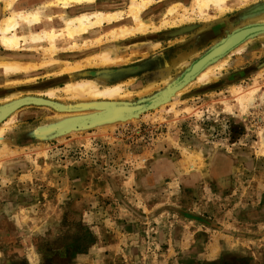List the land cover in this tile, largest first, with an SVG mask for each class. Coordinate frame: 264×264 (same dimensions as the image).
I'll list each match as a JSON object with an SVG mask.
<instances>
[{
	"label": "rangeland",
	"instance_id": "rangeland-1",
	"mask_svg": "<svg viewBox=\"0 0 264 264\" xmlns=\"http://www.w3.org/2000/svg\"><path fill=\"white\" fill-rule=\"evenodd\" d=\"M34 1H28V9L39 4ZM124 1L129 0L97 3ZM178 1L182 5L172 16L165 13L175 1L152 4L142 17L149 24L142 37L112 43L102 30L100 44L94 35H86L76 40L80 50L71 52L70 41L60 40L51 55L41 50L45 42H21L30 49L20 53L26 56L22 60L54 63L18 74L0 73V97L14 94L21 102L12 121L8 117L0 123L5 128L0 134V264L264 261V71H259L264 43H252L250 53H235L243 57L236 69L247 67L239 73L222 67L208 80L192 81L163 108L154 103L150 110H141L133 121L100 119L109 108L106 104L138 103L156 94L164 87L160 70L192 50L203 54L213 44L178 45L185 38L194 40L204 26L192 15L191 0ZM262 2L231 0L228 5L245 14ZM184 9L193 19L185 24L197 29L167 36L177 27L162 22L177 20ZM207 14L215 16L216 11L211 8ZM218 21L212 19L210 25ZM22 32L28 31L18 34ZM101 49L112 50L113 64H90L88 57ZM6 53L0 45V56ZM76 63L77 70L59 75L58 70ZM187 65L170 76L178 78ZM105 69L112 72L105 74ZM103 76L104 81L98 80ZM86 80L98 81L99 88L120 84L121 93L130 95L90 99L63 91L68 83ZM148 85L155 87L141 94ZM252 88V94H245ZM234 89L244 94L243 100L236 99ZM93 102H98L96 110ZM64 111L89 118L77 117L71 133L41 132L48 117ZM79 123L83 128H76Z\"/></svg>",
	"mask_w": 264,
	"mask_h": 264
},
{
	"label": "bare ground",
	"instance_id": "bare-ground-1",
	"mask_svg": "<svg viewBox=\"0 0 264 264\" xmlns=\"http://www.w3.org/2000/svg\"><path fill=\"white\" fill-rule=\"evenodd\" d=\"M170 1L172 0H129L124 1L121 4L114 2L109 5H103L97 3V0H39V4L32 9H20L18 6L12 9L16 0H0V4L3 3L4 6L2 9L0 7V45L3 46V49L7 52L3 57L0 56V73L3 75L18 74L22 71L27 72L54 63L53 59L44 60L37 65L22 60L23 58L26 59V56H23V54L20 53L29 51L30 49L21 45V42H45L47 43L46 47H42L41 50H43L46 55H51L56 52V42L60 40L70 41L67 49L71 52L80 50L81 47L77 44L76 40L86 35H94L93 37L96 39V44H100L103 41L101 34H99L102 30H105V35L110 38L112 43L123 41L127 37H134L137 35L142 36L149 29V24L142 20V17L147 12L148 8L152 4L163 5ZM173 1L175 2L170 4L166 9V16H172L176 12L178 6L182 5L178 0ZM191 1L192 15H197L204 23V26L199 28L198 33L205 32L210 28L212 19L218 21L226 11L230 12L232 8L228 5L231 0ZM241 1L247 2L248 0ZM125 4L127 7L124 9L123 6H125ZM104 8L109 11H105ZM211 8L215 9L216 14L219 16H216V14L215 16L207 14V11ZM3 9H8L9 14L3 15ZM124 14L127 18L122 21L121 18L124 17ZM187 14L188 10L184 9V13L180 14V17H178L177 20H164L162 25L164 27L176 26V29L169 32V34L173 36H181L185 33H189L196 28V25L185 24L186 21L193 20L190 16H187ZM166 19L168 18L166 17ZM130 21L132 22V25L127 24L128 22L130 23ZM104 23L107 24L106 27L104 26ZM60 24L62 27L57 31L56 27ZM37 28H39L40 31H36ZM23 29L28 32L18 34V32ZM225 31L227 32L226 37L212 39L213 44L203 54H198L197 51H192L185 54V57H180L176 62H172L160 70L158 74L161 77V83L164 84V87L156 94L140 98V102L138 103L134 102L127 104L128 102L119 101L120 103L113 102L111 106L106 104V107L109 108L103 109L104 117H100V119L103 120L102 122L110 123L113 121L114 123L133 121L137 119V115L141 110L147 109L154 103H156L157 106L159 105L160 108H163L169 101L180 95L183 92V89H185V87L192 81H204L215 76V72L222 69L225 61L231 54L241 53L249 43L255 41L264 43V2L249 8L243 15V18L237 21L232 20ZM100 47L101 45H99L97 49ZM111 54L112 50L101 49L98 54L88 58H90V64L96 63L99 65H110L115 62V60L112 59ZM73 55L74 53L71 56ZM7 57H10L11 60L5 59ZM189 59L192 60V63L187 65ZM186 65L187 67L178 75V78H172V76H170V72H178L177 70ZM79 66L80 65L76 63L70 67H65L61 72L68 73L77 70ZM105 70V74L112 72ZM177 74L178 73H176L175 76H177ZM106 78V76H103L98 80L104 81ZM154 87L155 86L153 85H148L146 91L144 88L141 91V94L144 92H151ZM120 88V84L116 87L99 88L98 81L86 80L83 83H78L76 81L68 83L63 91L68 94H78L80 96L89 95L90 99H107L130 95V93L122 94ZM51 91H48L47 93L49 95L53 94V91ZM232 92L235 94L238 101L244 99L243 93L238 92L236 89ZM253 92L254 88L247 91L245 94H252ZM13 97L14 94L0 97V123L8 117H10L8 121H12L13 115H15L14 113L16 112L15 107L19 106L17 103H21L16 97ZM95 103H91V107L94 110H96V106H99ZM107 115L112 119L108 120ZM77 117H81L80 119H87L89 118V115L65 111L62 113H56L46 119L40 130L41 132L48 133L51 131L61 132L64 129L68 132L61 135L71 133L73 127L70 126H72L74 121L78 119ZM81 123H79V127L76 128H80L82 125ZM73 125H76V123ZM4 129L5 128L0 129V134H2Z\"/></svg>",
	"mask_w": 264,
	"mask_h": 264
},
{
	"label": "crops",
	"instance_id": "crops-1",
	"mask_svg": "<svg viewBox=\"0 0 264 264\" xmlns=\"http://www.w3.org/2000/svg\"><path fill=\"white\" fill-rule=\"evenodd\" d=\"M29 0H16V2H15V4L12 6V9H14L16 6H18L20 9H28V6H29V3L30 2H28ZM31 1H34V0H31ZM39 1V0H38ZM35 2V1H34ZM170 2H173V0L172 1H170ZM173 4V3H172ZM233 10H231V12L229 13V12H226L220 19L221 20H219L218 22H213L214 24H211L212 26H210V29L209 30H206L205 32H203V33H199L198 35H197V37H195V39L194 40H188L187 38H185V39H183V40H181V43L180 44H178V45H186V46H188V44L191 42V44H196V45H198L199 44V46L200 45H202V44H205V43H207V42H209V41H212V39H214V38H216V37H218V36H220L222 33H223V31H225V29L227 28V26L232 22V20L233 21H237V20H239V19H241V18H243V15L244 14H241V12H239V11H236V12H234ZM241 14V15H240ZM225 20V21H224ZM229 23V24H228ZM218 27V28H217ZM225 27V28H224ZM196 29H197V27H196ZM195 30V29H194ZM167 36H173V35H171V34H169V32L166 34ZM189 35V34H188ZM207 35V36H206ZM205 36H206V38H205ZM142 37V36H141ZM210 37V38H209ZM127 39H131V38H127ZM126 40V39H125ZM124 40V41H125ZM144 39L143 38H141V39H139L138 40V42H142ZM161 42V39H155L154 40V42ZM182 41H183V43H182ZM131 42H133V41H131ZM252 43H254V42H252ZM252 43H250L249 45H247L246 47H245V49L243 50L244 52H246L247 50L249 51V53L251 52V51H253V49H252ZM257 43V42H256ZM174 50H179V51H183V49H174ZM192 51H194V50H192ZM174 52V51H173ZM176 52V51H175ZM188 52V50H185L184 51V53H187ZM243 52V53H244ZM179 55V53H177L175 56H178ZM235 55H237V54H235V53H233V54H231L230 56H228V59L226 60V62L224 63V65H223V68L225 69L226 67H228L229 68V70H233L232 71V74H234V73H236V72H240V71H242L243 69H247V67H243V68H240L239 70L238 69H236V67H238V65H239V61L240 60H243V57H241V59L239 58V57H236ZM180 56V55H179ZM176 58V57H175ZM244 65V64H243ZM58 70V69H57ZM264 71V64H263V68L262 69H259V71ZM60 72H61V69L60 70H58V73H59V75H61L60 74ZM256 75V74H255ZM19 147V146H18ZM21 176H23V175H21ZM24 177H27V176H24ZM264 263V261H261V264H263Z\"/></svg>",
	"mask_w": 264,
	"mask_h": 264
},
{
	"label": "water",
	"instance_id": "water-1",
	"mask_svg": "<svg viewBox=\"0 0 264 264\" xmlns=\"http://www.w3.org/2000/svg\"><path fill=\"white\" fill-rule=\"evenodd\" d=\"M22 100H25V99H22ZM34 100H35V99H34ZM19 101H20V100H19ZM35 101H36V100H35ZM151 108H153V107H151ZM151 108H148L147 111L150 110ZM87 125H88V124H87ZM55 132H56V131H55Z\"/></svg>",
	"mask_w": 264,
	"mask_h": 264
}]
</instances>
